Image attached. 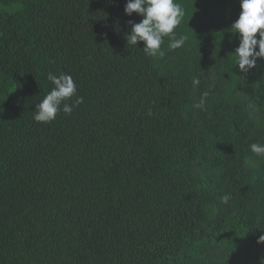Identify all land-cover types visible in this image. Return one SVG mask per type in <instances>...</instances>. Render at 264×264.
<instances>
[{
  "label": "trees",
  "instance_id": "1",
  "mask_svg": "<svg viewBox=\"0 0 264 264\" xmlns=\"http://www.w3.org/2000/svg\"><path fill=\"white\" fill-rule=\"evenodd\" d=\"M126 2L0 0V264H264V59L235 63L240 0H177L188 39L162 57L127 45ZM49 72L83 103L35 122Z\"/></svg>",
  "mask_w": 264,
  "mask_h": 264
},
{
  "label": "clouds",
  "instance_id": "2",
  "mask_svg": "<svg viewBox=\"0 0 264 264\" xmlns=\"http://www.w3.org/2000/svg\"><path fill=\"white\" fill-rule=\"evenodd\" d=\"M240 8L239 17L232 24L231 31L239 33L235 63L240 71L246 74L257 66L258 60L264 59V0H240ZM124 12L128 16L136 13L142 17L139 23L128 21L131 30L126 36L127 45L137 46L138 42L142 41V49L150 57L164 55L161 47L165 37L169 39V49L175 50L185 46L188 37L183 34L177 36L175 31L185 16V9L177 0H127ZM47 80L53 86L36 104V110L33 111L35 122L49 123L55 120L60 111L71 115L73 109L83 103V97L77 95V85L71 75L49 72ZM191 83L192 87L197 89L201 85L200 77L193 76ZM208 96L209 92L203 91L192 107L204 110ZM73 97L74 103H68ZM250 150L258 157L264 156V143H252ZM219 199L222 204L227 205L230 196L224 194ZM257 242H264V235L260 236Z\"/></svg>",
  "mask_w": 264,
  "mask_h": 264
}]
</instances>
